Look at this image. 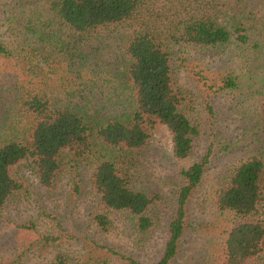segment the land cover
<instances>
[{"label":"rangeland","instance_id":"1","mask_svg":"<svg viewBox=\"0 0 264 264\" xmlns=\"http://www.w3.org/2000/svg\"><path fill=\"white\" fill-rule=\"evenodd\" d=\"M55 1L0 0V42L9 53L0 56V143L29 132L14 100L43 84L82 87L106 111H129L117 29L109 27L81 46L84 39L70 34L50 11ZM240 3L244 44L231 37L217 48L182 47L173 60L182 111L198 131L188 156L175 158L168 132L156 124L144 126L148 138L137 150L94 138L80 157L61 154L49 187L38 183L31 164L20 163L10 172L19 188L0 207V264H53L57 255L67 264H156L175 213L180 172L202 160L203 174L186 200L183 231L168 264H213L235 221L216 209L215 193L233 166L248 159L264 162V0ZM80 77L89 81L82 85ZM102 161L113 162L131 190L152 199L145 231L137 230L129 212L99 204L90 176ZM257 210L254 217L264 229V203ZM99 216L109 222L102 229ZM252 264H264V244Z\"/></svg>","mask_w":264,"mask_h":264},{"label":"trees","instance_id":"2","mask_svg":"<svg viewBox=\"0 0 264 264\" xmlns=\"http://www.w3.org/2000/svg\"><path fill=\"white\" fill-rule=\"evenodd\" d=\"M49 8L70 34L84 39L81 46L109 27L117 29L129 111H106L94 94L87 98L82 87L55 89L43 84L19 96L14 100L16 108L30 127L26 135L0 143V207L19 188L10 174L15 166L31 164L38 183L49 187L58 172L59 156H82L94 138L108 147L137 150L148 138L144 126L157 124L168 132L173 156L186 158L198 131L182 111L173 62L176 53L182 47L217 48L231 37L239 44L248 39L246 22L237 13L242 11L240 0H57ZM0 56H9L1 42ZM80 78L82 85L89 81ZM232 85L231 79L225 80V86ZM202 174L203 160L180 172L175 213L156 264H168L175 256L184 206ZM90 183L103 208L129 212L136 217L140 232L149 227L144 213L152 199L131 190L126 174L117 171L113 162L96 165ZM262 203L264 162L248 159L233 166L215 193L214 204L219 212L231 213L235 221L213 264H252L261 257L264 229L254 215ZM97 223L101 229L109 224L104 216L97 217ZM53 264L67 263L57 255Z\"/></svg>","mask_w":264,"mask_h":264}]
</instances>
